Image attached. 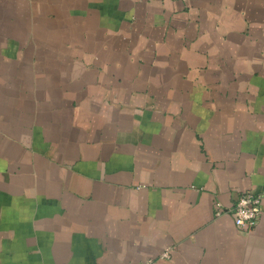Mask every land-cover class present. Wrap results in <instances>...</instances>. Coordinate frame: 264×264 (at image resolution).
<instances>
[{
    "label": "crops",
    "instance_id": "crops-1",
    "mask_svg": "<svg viewBox=\"0 0 264 264\" xmlns=\"http://www.w3.org/2000/svg\"><path fill=\"white\" fill-rule=\"evenodd\" d=\"M263 189L264 0H0V264H264Z\"/></svg>",
    "mask_w": 264,
    "mask_h": 264
},
{
    "label": "built area",
    "instance_id": "built-area-1",
    "mask_svg": "<svg viewBox=\"0 0 264 264\" xmlns=\"http://www.w3.org/2000/svg\"><path fill=\"white\" fill-rule=\"evenodd\" d=\"M188 2L189 0H181ZM264 200V189L261 192L246 191L237 198L232 213L236 226L240 230H251L255 228L262 215V203ZM170 250H166L162 257L169 258Z\"/></svg>",
    "mask_w": 264,
    "mask_h": 264
}]
</instances>
